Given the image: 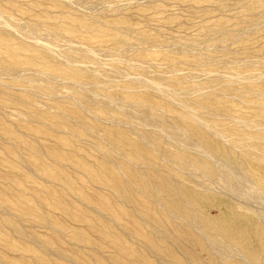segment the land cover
Instances as JSON below:
<instances>
[{"label":"rangeland","instance_id":"obj_1","mask_svg":"<svg viewBox=\"0 0 264 264\" xmlns=\"http://www.w3.org/2000/svg\"><path fill=\"white\" fill-rule=\"evenodd\" d=\"M263 64L264 0H0V264H264Z\"/></svg>","mask_w":264,"mask_h":264},{"label":"bare ground","instance_id":"obj_2","mask_svg":"<svg viewBox=\"0 0 264 264\" xmlns=\"http://www.w3.org/2000/svg\"><path fill=\"white\" fill-rule=\"evenodd\" d=\"M9 17V16H8ZM12 19V18H11ZM17 21V20H16ZM20 22V21H19ZM7 25H9L8 23H6ZM6 25V26H7ZM13 26H15V25H12L11 27H13ZM16 28V27H15ZM14 28V29H15ZM15 32V31H14ZM83 32V31H82ZM68 39V38H67ZM69 41H70V39H69ZM71 44V43H70ZM44 45H46V44H44ZM49 47V46H48ZM78 47V46H77ZM83 47H85V45L83 46ZM159 48H160V46H159ZM85 49H86V47H85ZM60 50V49H59ZM89 51V50H88ZM87 51V52H88ZM75 52V51H74ZM89 53V52H88ZM100 53V52H99ZM116 53V52H115ZM92 54V53H91ZM66 59V58H65ZM120 59V58H119ZM264 65V64H263ZM244 67V66H243ZM260 72V71H259ZM175 73H176V71H175ZM118 75V74H117ZM120 75V74H119ZM123 75V74H122ZM189 75V74H188ZM231 75V74H230ZM233 77H235L236 78V80L237 79H240V81H241V79H246V78H249V76H247V74L246 73H241V74H238L237 72H236V74L235 75H232ZM133 77V76H132ZM139 77V76H138ZM191 77V76H190ZM229 77H231V76H229ZM229 77H226V78H229ZM135 78V77H134ZM143 78V77H142ZM141 78V80L144 82L146 79H142ZM262 78V77H261ZM261 78H258L259 80L261 79ZM232 79V78H231ZM249 79H251V78H249ZM129 80V79H128ZM140 79H138V83L140 82L139 81ZM235 80V81H236ZM254 80V79H253ZM256 80V79H255ZM258 80V81H259ZM131 81H133V79L131 80ZM141 81V82H142ZM148 81V80H147ZM150 81V80H149ZM244 81V80H243ZM257 81V80H256ZM257 81V82H258ZM140 82V83H141ZM242 82V81H241ZM146 83V82H145ZM148 83V82H147ZM146 83V84H147ZM153 84H155V86H157V87H159L160 86V83H158V82H155V81H153L152 82ZM236 83V82H235ZM240 83V82H239ZM142 84V83H141ZM161 84H162V82H161ZM233 84V83H232ZM151 85V84H150ZM153 86V85H152ZM154 86V87H155ZM151 87V86H150ZM163 87H166V86H163ZM247 87V86H246ZM146 88H148L147 86H146ZM153 88V87H152ZM166 88H168V87H166ZM191 88V87H190ZM196 88V87H195ZM150 89V88H149ZM154 90H155V88H153ZM157 89V88H156ZM160 89H163V88H160ZM169 89H170V87H169ZM168 89V90H169ZM174 89H176V88H174ZM163 90H166V89H163ZM181 90V89H180ZM172 91V90H171ZM177 91V90H176ZM187 91V90H186ZM160 92V91H159ZM164 92V91H163ZM168 92V91H167ZM166 92V93H167ZM169 92H170V90H169ZM178 92V91H177ZM177 92H175V94L177 93ZM182 92V91H181ZM201 92V91H200ZM173 93V92H172ZM171 93V94H172ZM255 92H253V94H254ZM257 93H259V92H257ZM250 94V93H249ZM173 95H174V93H173ZM177 95H178V93H177ZM255 95V94H254ZM253 95V96H254ZM259 95L260 96H262V94L261 93H259ZM163 96H166V95H164L163 94ZM179 97V96H178ZM187 102V101H186ZM181 103V102H180ZM183 103V102H182ZM181 103V104H182ZM183 106V105H182ZM186 105H185V103H184V107H185ZM187 107V106H186ZM189 108H191V107H189ZM186 109V108H185ZM187 110H189L188 109V107H187ZM197 112V111H196ZM188 113V112H187ZM179 117H181V115L179 116ZM232 120H234V121H242L241 119H239V118H236V117H234V116H232ZM184 121L187 123L186 124V128L191 132H193V133H196V131L194 130L195 128L194 127H196L197 125L199 126V124H201V125H204V123L205 122H203L202 120H201V118L199 117V116H197V115H195V114H190V112H189V114L188 115H186V116H184ZM203 123V124H202ZM208 122H206V124H207ZM209 125V124H208ZM205 126H207V125H205ZM204 127V126H203ZM208 127V126H207ZM209 128H210V126H209ZM262 129H263V131H264V126L263 127H261ZM206 129H208V128H206ZM211 129V128H210ZM212 130V129H211ZM213 131V130H212ZM209 132V131H208ZM212 133V132H211ZM212 134H214V135H218V136H222V133L221 132H218V131H213V133ZM252 139V138H251ZM238 142H240V140L238 141ZM247 145V144H246ZM234 147V146H233ZM247 147V146H246ZM127 148V147H126ZM237 148V147H236ZM251 148V147H250ZM235 149V148H234ZM187 163H189L190 165H192V163L191 162H184V164L185 165H187ZM239 173V172H238ZM96 176V175H95ZM99 178V177H98ZM244 181V180H243ZM248 182V181H247ZM176 186V185H175ZM175 186H173L172 185V187L171 188H169V187H164V188H162L161 190H160V192L162 191L163 192V194H164V196L166 197V198H168V199H170L172 202H174V204H177L178 203V200H180V201H182V205H183V208H180V206L177 208V207H173V206H169V209H170V211L174 214V215H176V216H179V215H182L183 216V218L184 219H186V221L191 225V226H193L194 227V229L195 228H197L198 227V225H197V222L209 233V234H219V235H221L223 238H224V236H226L227 238H228V240H226L225 239V241H227V245L225 246V248L226 249H230V248H237V249H239L240 251H241V253L243 252V256H247V255H250V253H248V252H245L244 251V248L243 247H241L237 242H236V239L237 238H241L242 240L245 238V235H246V233L242 230V228L241 227H239V225L235 222V219H233L232 217H231V219L230 218H228V219H226V220H223V221H220L219 219V222L217 223L218 225H216V223L215 224H213V223H210L209 224V228L207 229L205 226H204V224L202 223V221H200L199 219H198V216H197V213H196V211L192 208V206H191V200L189 199V201H187V200H184L182 197H181V195H180V192H179V190L177 189V188H175ZM260 197V196H259ZM261 199H263V198H261ZM263 201H264V199H263ZM184 206H187V208L185 209V207ZM228 206L233 210V213H234V211H237L236 210V208L234 209L233 208V206H231V205H229L228 204ZM188 210H191V212L190 211H188ZM221 210L219 211V214H221ZM179 214V215H178ZM222 215V214H221ZM222 216H224V215H222ZM160 232V235H163V237H168V235H169V237H170V241H171V244L173 245V247H178V248H180L181 247V243H180V237L179 236H177L176 234H174L173 233V230L172 229H168V230H166V231H164V230H160L159 231ZM184 234H186L184 231H180V235H184ZM185 238V237H184ZM168 239V238H167ZM209 240V239H208ZM211 240V239H210ZM209 240V241H210ZM212 242H213V244L215 243V244H217L218 246L220 245V241L217 243V241L216 240H211ZM209 244H211L210 242H208ZM207 243V244H208ZM155 244H157L156 242L154 243V245ZM223 244V243H222ZM194 246L196 247L195 249L197 250V252H196V255L195 256H187V257H185L184 258V260L182 261V262H179V261H175L174 260V263L175 264H210V262H208L207 260H205V258L207 257V253H206V248L205 247H203V246H200V245H198L196 242H194ZM149 247H151L152 249L154 248L155 249V247L154 246H151V245H149ZM157 247H159V245H157ZM228 249V250H229ZM233 249H231V250H233ZM239 251V252H240ZM242 255V254H241ZM241 255H240V257H241ZM131 257V256H130ZM164 260V259H163ZM257 261H259V259H256Z\"/></svg>","mask_w":264,"mask_h":264}]
</instances>
